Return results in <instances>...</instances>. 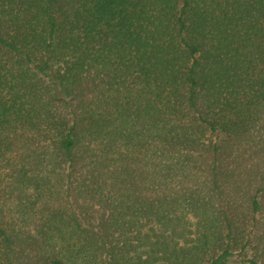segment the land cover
Here are the masks:
<instances>
[{
    "label": "trees",
    "instance_id": "obj_1",
    "mask_svg": "<svg viewBox=\"0 0 264 264\" xmlns=\"http://www.w3.org/2000/svg\"><path fill=\"white\" fill-rule=\"evenodd\" d=\"M0 264H264V0H0Z\"/></svg>",
    "mask_w": 264,
    "mask_h": 264
},
{
    "label": "rangeland",
    "instance_id": "obj_2",
    "mask_svg": "<svg viewBox=\"0 0 264 264\" xmlns=\"http://www.w3.org/2000/svg\"><path fill=\"white\" fill-rule=\"evenodd\" d=\"M233 261V259H230V262Z\"/></svg>",
    "mask_w": 264,
    "mask_h": 264
}]
</instances>
